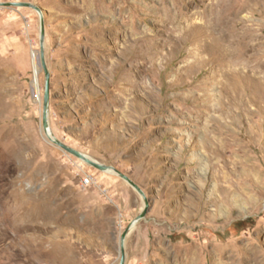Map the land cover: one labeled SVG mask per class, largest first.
<instances>
[{"label": "rangeland", "instance_id": "374dc122", "mask_svg": "<svg viewBox=\"0 0 264 264\" xmlns=\"http://www.w3.org/2000/svg\"><path fill=\"white\" fill-rule=\"evenodd\" d=\"M15 1L54 137L146 194L125 264H264V0ZM42 17L0 6V264H120L145 199L47 136Z\"/></svg>", "mask_w": 264, "mask_h": 264}, {"label": "water", "instance_id": "95a60500", "mask_svg": "<svg viewBox=\"0 0 264 264\" xmlns=\"http://www.w3.org/2000/svg\"><path fill=\"white\" fill-rule=\"evenodd\" d=\"M0 6H25V7H32L34 9H36L37 11L40 12L41 17H42V8L32 2H20V1H15V2H0ZM44 39H45V23H44V19L42 17V23H41V61H42V65L45 71V76H46V81H45V88H44V98H43V126H44V130L46 132V134L48 135V137L54 142L56 143V145H58L59 147H61L62 149L72 153L73 155L79 157L80 159L86 161L87 163L101 169V170H109L112 169L115 173L119 174L122 178H124L126 181H128L135 189H137L144 197L145 199V208L143 210V212L137 217V219L133 222L136 223L137 220L143 218L147 212V208L149 206V202L148 199L146 197L145 192L143 191V189L127 174L121 172L119 169H117L114 166H108L105 164L100 163L99 161L91 158L90 156H88L87 154L67 145L66 143H64L63 141L55 138L54 136H51L50 134V125H49V103H50V86H51V74H50V70L47 66L46 63V58H45V51H44ZM132 223V224H133ZM132 224L127 228V230L124 232L123 236H122V244H121V262L120 264H125V260H126V253H125V249H124V239L127 235V233L129 232V229L132 227Z\"/></svg>", "mask_w": 264, "mask_h": 264}, {"label": "bare ground", "instance_id": "6f19581e", "mask_svg": "<svg viewBox=\"0 0 264 264\" xmlns=\"http://www.w3.org/2000/svg\"><path fill=\"white\" fill-rule=\"evenodd\" d=\"M34 56V55H33ZM40 64H41V60L40 57L35 55V60H34V72H35V77H34V82H33V90H34V95L36 96V98H38L40 100ZM50 134L51 136H54L53 133L51 132V128H50ZM48 136V135H47ZM111 173H115L112 169L107 170ZM135 225V223L132 224V227Z\"/></svg>", "mask_w": 264, "mask_h": 264}, {"label": "trees", "instance_id": "16d2710c", "mask_svg": "<svg viewBox=\"0 0 264 264\" xmlns=\"http://www.w3.org/2000/svg\"><path fill=\"white\" fill-rule=\"evenodd\" d=\"M251 220H246V221H238L233 224V228L236 230H240L246 223L250 222Z\"/></svg>", "mask_w": 264, "mask_h": 264}]
</instances>
